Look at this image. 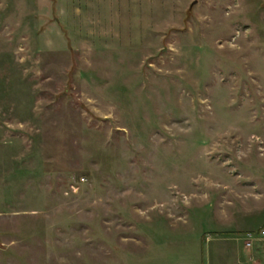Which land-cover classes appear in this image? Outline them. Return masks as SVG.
<instances>
[{
    "label": "rangeland",
    "instance_id": "obj_1",
    "mask_svg": "<svg viewBox=\"0 0 264 264\" xmlns=\"http://www.w3.org/2000/svg\"><path fill=\"white\" fill-rule=\"evenodd\" d=\"M264 0H0V264H264Z\"/></svg>",
    "mask_w": 264,
    "mask_h": 264
},
{
    "label": "built area",
    "instance_id": "obj_2",
    "mask_svg": "<svg viewBox=\"0 0 264 264\" xmlns=\"http://www.w3.org/2000/svg\"><path fill=\"white\" fill-rule=\"evenodd\" d=\"M247 244L251 243L252 239L264 241V225L257 232L246 233Z\"/></svg>",
    "mask_w": 264,
    "mask_h": 264
},
{
    "label": "water",
    "instance_id": "obj_3",
    "mask_svg": "<svg viewBox=\"0 0 264 264\" xmlns=\"http://www.w3.org/2000/svg\"><path fill=\"white\" fill-rule=\"evenodd\" d=\"M263 250H264V246H263Z\"/></svg>",
    "mask_w": 264,
    "mask_h": 264
}]
</instances>
